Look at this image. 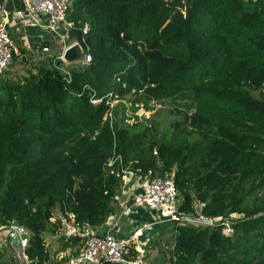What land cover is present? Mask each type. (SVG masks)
<instances>
[{
  "label": "trees",
  "instance_id": "trees-1",
  "mask_svg": "<svg viewBox=\"0 0 264 264\" xmlns=\"http://www.w3.org/2000/svg\"><path fill=\"white\" fill-rule=\"evenodd\" d=\"M69 20L90 66L0 78V230L24 227L27 257L58 264L45 242L55 212L96 230L126 170L172 178L185 218L197 205L239 216L231 237L177 226L175 264H264V0H71ZM109 94L113 110L92 104ZM166 103L180 115L166 134L135 116ZM0 264L19 263L0 250Z\"/></svg>",
  "mask_w": 264,
  "mask_h": 264
},
{
  "label": "built area",
  "instance_id": "built-area-1",
  "mask_svg": "<svg viewBox=\"0 0 264 264\" xmlns=\"http://www.w3.org/2000/svg\"><path fill=\"white\" fill-rule=\"evenodd\" d=\"M22 1L26 6L28 15L33 21L36 22L39 16H45L47 18V23L44 28L59 40L60 55L55 62L61 61L66 65L68 63V61L65 60L66 53L72 48L79 47L83 49V55L79 63L82 66H90L93 63L92 54L90 52H85L81 45L82 43L78 41L69 42L67 38L61 34L63 28L73 30L76 27L75 22L68 19L71 0ZM4 4H0V76L5 75L14 62L13 40L8 30L10 15L5 10ZM15 15L18 18L24 17L23 12H16ZM88 31L89 26L86 25L83 28V34H87ZM43 52L47 54L50 52V49L44 48ZM62 71L69 75L67 71L63 69ZM113 98H115L113 94H109L103 98H93L92 104L94 106H101L106 102L113 110L119 103L118 100L113 102ZM107 116L111 118L113 114L109 113ZM135 116L140 117L138 113H136ZM134 121V118L130 120L131 123ZM117 161L122 163L121 159L117 158L109 163V167H113ZM122 174L125 187L132 183V181H137L136 185L132 187V190L138 189L140 192L137 194L135 192L133 194V205L138 208L156 212L161 222H169L175 224L176 227L184 223L213 228L221 227L225 236L231 237L234 235L233 221L239 219L237 215H231L228 218L221 217L211 219L203 217L202 213L199 211L203 205H197L195 218L183 217L179 209V193L172 178H152L151 175L141 177L126 170H123ZM69 217L71 222L69 224V238H83L85 243L83 249L77 255L72 256L67 264H145V251L139 249L136 253L134 252V247L137 246L142 230L135 232V234L129 238H116L110 233L98 235L94 228L77 223L75 216L70 215ZM144 228L146 229L148 226ZM5 229L8 231L11 239L15 242H19L18 244L21 245L23 249V259L26 260L28 264H40L31 261L26 255V250L30 243L28 230L16 223H11L7 228H4V230Z\"/></svg>",
  "mask_w": 264,
  "mask_h": 264
},
{
  "label": "crops",
  "instance_id": "crops-1",
  "mask_svg": "<svg viewBox=\"0 0 264 264\" xmlns=\"http://www.w3.org/2000/svg\"><path fill=\"white\" fill-rule=\"evenodd\" d=\"M0 4H4L5 10L10 15L8 30L13 40L14 50L25 53L21 59L22 64L25 67L29 65L32 71L34 70V73L36 69L42 66H53L55 60L60 55L59 40L44 28L47 18L39 16L36 22L33 21L28 15L26 6L22 0H1ZM16 12H23L24 17H16ZM69 32L71 30L65 28L61 30V34L66 38ZM44 48H49L50 52L45 54L43 52ZM76 63L78 61L68 62L65 68L68 69L70 67L68 65ZM9 71L4 75L5 78L16 81ZM26 72L28 73L27 69ZM136 183L137 181L134 180L129 185H126V187L123 184L114 203L115 214H112L95 231L98 235L110 233L116 238H129L135 232L142 230L137 246L134 247V252L136 253L139 249L145 251V264H175L176 226L169 222H161L158 214L154 211L138 208L133 205V194L140 192L138 189L132 190V187ZM69 216L65 219L60 212H55L51 222L54 225L60 222L61 226L55 230L51 229L45 234L46 246L50 249L58 264H64L66 263L63 262L65 259L77 255L83 249L85 243L83 238H69ZM145 226H148V228L145 229ZM28 237L30 238L29 232ZM18 243L11 239L6 229L0 231V250L6 254L7 258H15L19 264H28L22 257L23 249Z\"/></svg>",
  "mask_w": 264,
  "mask_h": 264
},
{
  "label": "rangeland",
  "instance_id": "rangeland-1",
  "mask_svg": "<svg viewBox=\"0 0 264 264\" xmlns=\"http://www.w3.org/2000/svg\"><path fill=\"white\" fill-rule=\"evenodd\" d=\"M18 51V50H17ZM9 73L11 76L14 77V80L17 79L21 80L27 75L26 69H30V66H26L22 64L21 59H17L13 62L12 66L10 67ZM1 77V76H0ZM152 111L146 112L145 108L142 106L137 113L140 115L139 118L146 117L147 119H151L156 121L159 126V132L164 133L167 131V126L178 119H180V115H178L177 109L171 105L170 103L166 104H152ZM192 225V224H191ZM199 228H203V225H192ZM13 255V252L11 251Z\"/></svg>",
  "mask_w": 264,
  "mask_h": 264
},
{
  "label": "water",
  "instance_id": "water-1",
  "mask_svg": "<svg viewBox=\"0 0 264 264\" xmlns=\"http://www.w3.org/2000/svg\"><path fill=\"white\" fill-rule=\"evenodd\" d=\"M83 55V51L81 48L76 47V48H72L71 50H69L66 55H65V60H67L68 62H74V61H80ZM24 60L26 61V59L24 58Z\"/></svg>",
  "mask_w": 264,
  "mask_h": 264
},
{
  "label": "clouds",
  "instance_id": "clouds-1",
  "mask_svg": "<svg viewBox=\"0 0 264 264\" xmlns=\"http://www.w3.org/2000/svg\"><path fill=\"white\" fill-rule=\"evenodd\" d=\"M78 63H79V62H78ZM127 106H128V105H127ZM136 113H137V112H136ZM136 113H135V114H136ZM136 117H138V116H136ZM138 118H139V117H138ZM143 118H144V117H143ZM143 118H141V119H143ZM139 119H140V118H139ZM141 119H140V120H141Z\"/></svg>",
  "mask_w": 264,
  "mask_h": 264
}]
</instances>
